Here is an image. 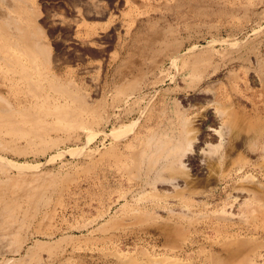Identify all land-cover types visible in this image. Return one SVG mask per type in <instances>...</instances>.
Listing matches in <instances>:
<instances>
[{"label":"rangeland","instance_id":"obj_1","mask_svg":"<svg viewBox=\"0 0 264 264\" xmlns=\"http://www.w3.org/2000/svg\"><path fill=\"white\" fill-rule=\"evenodd\" d=\"M29 2L50 61L35 71L19 54L38 81L34 93L16 66L0 67V89L21 109L0 114V156L52 173L56 191L48 225L32 223L21 251L0 264H223L215 259L232 250L240 257L233 264H264V136L222 139L212 173L200 177L186 165L188 183L177 190L167 173L157 180L133 160L151 135H178L181 115L205 136L224 123L220 105L264 120V0ZM152 33L179 47L150 72ZM198 52L203 59L192 66ZM137 76V89L119 95L121 80ZM49 77L82 104L50 90ZM194 88L213 94L215 107L192 97ZM60 108L77 122L59 120Z\"/></svg>","mask_w":264,"mask_h":264},{"label":"bare ground","instance_id":"obj_2","mask_svg":"<svg viewBox=\"0 0 264 264\" xmlns=\"http://www.w3.org/2000/svg\"><path fill=\"white\" fill-rule=\"evenodd\" d=\"M35 18H37L36 10L29 0H0V67L12 68L16 66L17 71L15 73L19 75L23 83L29 86L30 92L33 93L38 92V81L34 80L29 70L20 63L19 54L35 71L39 64L41 67H48L50 61V48L42 38V30L36 24ZM154 34L147 36L153 51L149 55L148 64L145 65L148 71L153 69L161 56L175 60L172 55L179 47L178 43H167L165 38L160 39V36ZM153 44H156L155 48ZM12 48L15 51L14 54ZM203 56L200 52L193 54L190 58L192 66L202 61ZM257 61H259L257 64L258 72L264 76V59ZM140 66L142 67L141 63ZM44 71H48V69L46 68ZM138 81L139 76L133 77L130 82L121 80V83L124 82L125 84L120 83L116 88L117 92L121 96L130 94L137 89ZM66 85L49 77L50 90L82 104L81 97L77 96L73 88L70 89ZM192 97L205 101L208 105L205 104V106L208 109L212 106L215 107L214 96L207 90L194 88ZM11 103V100L0 89V114L3 115V119L12 117L15 112L20 113L21 109L13 107ZM33 103L36 104V101ZM216 110L224 122L220 128H211L205 136L202 133L194 132V128L189 127L181 115L182 124L179 127V134L151 135L141 150L133 152L134 167L137 168L139 164L145 163L146 171L148 173L153 171L157 180H163L161 174L167 173L169 175L165 179L166 183H169L167 185L177 190L179 187H185V184L188 183L184 172L186 165L193 168L200 177L209 176L212 173L215 167V155L218 154L222 139L228 138L230 135L235 137V135L246 131L255 132L249 138L253 141L264 136V120L239 114L235 109L229 110L227 105H220L218 109L216 107ZM53 114L59 120L70 122L75 120L77 122L75 112L71 108H60ZM30 117L33 118V115ZM216 136L219 138L217 143L214 142V144L212 140H208V137L216 138ZM193 144V152L187 153V149ZM55 191L56 180L52 177V173L38 171L33 165L12 162L0 156V256L6 253L18 254L21 251L27 238L26 233L28 234V229L32 223H36L37 229L48 225L50 213L46 209L51 205L49 200ZM236 192L238 195H256L254 191L242 188L237 189ZM38 243L35 242L32 246H26L23 251L24 254H31L33 247L38 246ZM239 259V255L235 250H232L227 258H216L215 262L233 264ZM5 260L9 261L10 259Z\"/></svg>","mask_w":264,"mask_h":264}]
</instances>
